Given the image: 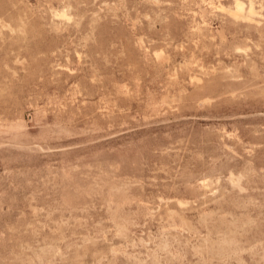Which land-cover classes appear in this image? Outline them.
<instances>
[{
  "label": "rangeland",
  "instance_id": "1",
  "mask_svg": "<svg viewBox=\"0 0 264 264\" xmlns=\"http://www.w3.org/2000/svg\"><path fill=\"white\" fill-rule=\"evenodd\" d=\"M0 264H264V0H0Z\"/></svg>",
  "mask_w": 264,
  "mask_h": 264
},
{
  "label": "bare ground",
  "instance_id": "2",
  "mask_svg": "<svg viewBox=\"0 0 264 264\" xmlns=\"http://www.w3.org/2000/svg\"><path fill=\"white\" fill-rule=\"evenodd\" d=\"M257 15V14H256ZM241 16V15H240Z\"/></svg>",
  "mask_w": 264,
  "mask_h": 264
}]
</instances>
